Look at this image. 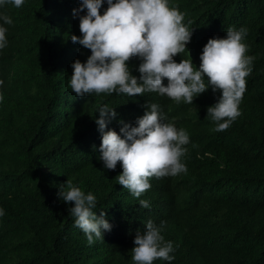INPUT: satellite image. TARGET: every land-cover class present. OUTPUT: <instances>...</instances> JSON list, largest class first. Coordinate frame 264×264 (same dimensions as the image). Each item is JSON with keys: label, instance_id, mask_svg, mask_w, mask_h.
<instances>
[{"label": "trees", "instance_id": "obj_1", "mask_svg": "<svg viewBox=\"0 0 264 264\" xmlns=\"http://www.w3.org/2000/svg\"><path fill=\"white\" fill-rule=\"evenodd\" d=\"M70 3L0 5V14L13 21L0 20L7 29V45L0 49V264H134L133 238L148 220L165 222L161 235L174 249L172 261L153 264H264V0L170 3L202 46L225 37L230 27L246 28L242 42L255 60L241 115L225 131H213L215 122L207 116L219 90L209 87L180 113L159 104L168 122L189 135L181 158L187 172L151 178L139 198L150 202L148 209L118 183L119 162L115 170L103 167L95 117L99 106L114 107L118 115L106 130L115 126L119 133V120L135 126L143 105L156 103L157 96L75 95L71 64L88 56L70 39L79 36L67 24ZM192 62L199 67V58ZM67 179L96 194L100 205L113 204L114 214L107 212L112 218L105 215L111 230L91 246L68 212L72 204L57 197Z\"/></svg>", "mask_w": 264, "mask_h": 264}, {"label": "clouds", "instance_id": "obj_2", "mask_svg": "<svg viewBox=\"0 0 264 264\" xmlns=\"http://www.w3.org/2000/svg\"><path fill=\"white\" fill-rule=\"evenodd\" d=\"M174 1L72 0L70 3L67 24L79 34L71 35L70 39L86 48L84 52L88 56L83 63L76 59L71 64L70 87L75 95L116 93L136 97L154 93L157 96L154 101L157 104L143 105L145 111L136 118L135 126L119 120V133L115 126L106 130L118 115L114 107L103 104L96 111L99 116L95 122L101 134L99 159L108 170H115L119 162L122 172L116 176L118 183L137 199L151 188V178L187 172L181 158L187 153L189 135L168 122L159 104L180 113L181 106L194 104V97L209 87L214 93L219 90L221 95L207 107V116L215 122L213 131H225L241 115L239 105L246 91V77L255 60V56L246 55L247 45L242 42L246 28L230 27L225 37H211L202 46L191 38L192 29L183 23L184 14L170 4ZM6 2L19 8L24 0H0V5ZM0 20L3 24L13 23L5 14H0ZM6 31L0 25V49L7 45ZM196 58L200 59L198 68L192 62ZM95 196L91 192L85 194L69 179L59 185L57 193L58 199L72 204L68 212L89 246L103 240V233L111 230L106 218H112L108 213L114 214L113 204L100 205V199ZM139 206L148 209L150 202L139 199ZM4 214L0 208V216ZM161 221L157 226L148 220L143 231L137 229L131 248L134 264L174 259L170 255L174 251L172 242L165 241L161 235L165 224Z\"/></svg>", "mask_w": 264, "mask_h": 264}]
</instances>
